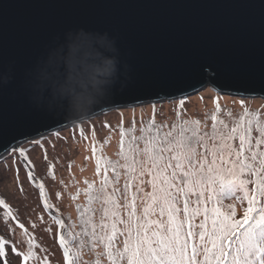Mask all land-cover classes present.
Segmentation results:
<instances>
[{
	"label": "water",
	"instance_id": "obj_1",
	"mask_svg": "<svg viewBox=\"0 0 264 264\" xmlns=\"http://www.w3.org/2000/svg\"><path fill=\"white\" fill-rule=\"evenodd\" d=\"M207 85L264 98V0H0V91L39 113L13 147Z\"/></svg>",
	"mask_w": 264,
	"mask_h": 264
},
{
	"label": "snow or ice",
	"instance_id": "obj_2",
	"mask_svg": "<svg viewBox=\"0 0 264 264\" xmlns=\"http://www.w3.org/2000/svg\"><path fill=\"white\" fill-rule=\"evenodd\" d=\"M217 112L207 116L210 131L183 113L171 125H158L155 111L139 135L135 121L121 130L118 155L124 162L97 161V175L103 161L98 195L91 194L94 182L85 181L89 204L101 207L78 209L87 217L82 232H68L57 222L62 264H89L85 249L94 256L91 264H264V117L245 110L229 126ZM38 115L0 91V147L24 155L13 147L14 132ZM118 169L125 177L122 189ZM0 205L8 207L3 199ZM13 258L19 264L37 260L33 241L22 251L0 235V264H12ZM41 264L50 261L45 257Z\"/></svg>",
	"mask_w": 264,
	"mask_h": 264
},
{
	"label": "rangeland",
	"instance_id": "obj_3",
	"mask_svg": "<svg viewBox=\"0 0 264 264\" xmlns=\"http://www.w3.org/2000/svg\"><path fill=\"white\" fill-rule=\"evenodd\" d=\"M241 101L243 107H254L264 115L263 97L221 92L207 85L180 97L116 106L21 141L17 147L23 149L24 155L9 150L0 157V199L8 205L7 208L0 205V235L12 240L22 251L31 239L37 260L30 264H41L45 257L50 264H62V253L56 244L57 228L46 217L36 181L45 186L51 204L75 217V204L84 202L87 197L85 181L95 183L102 178L103 161L101 175H97V161L105 157L112 162H124L118 155L121 140L118 126L126 127L133 121L135 125L142 126V122L147 125L153 111L158 125L169 124L177 113H183L185 119L195 118L209 124L206 117L209 109L219 103L235 112L243 108ZM118 170L120 180L124 181L123 169ZM30 174L35 183L29 178ZM111 174L109 170L108 175ZM144 188L151 191L147 184ZM139 207L142 205L138 204ZM12 264H19L18 258H13Z\"/></svg>",
	"mask_w": 264,
	"mask_h": 264
},
{
	"label": "trees",
	"instance_id": "obj_4",
	"mask_svg": "<svg viewBox=\"0 0 264 264\" xmlns=\"http://www.w3.org/2000/svg\"><path fill=\"white\" fill-rule=\"evenodd\" d=\"M217 109H219V112H217ZM245 110H248L250 112H257L258 109L254 108V107H251V108L243 107L241 109H237V111H235V112H232L229 107L227 108V105H225V104H220L219 105V103H218L215 108L208 110L209 112H207L206 117L208 115L214 113V112H217L218 116L221 119H223L226 123H228L229 126H231L233 124V122L235 120H237L239 118V116ZM229 113H231V115H228ZM178 114H180V113H177L176 117L169 122V125H171L173 122H175L177 120ZM261 116L264 117L263 114ZM142 124H143L142 126H145V124L143 122H142ZM211 124H212L211 120H210L209 124H206L209 131L211 130ZM132 126H133V122H131L126 127H124L123 125L122 126H118L117 134H119L121 132V130L127 131V130L131 129ZM142 126L141 125H135V127L137 129L136 135L139 132L140 127H142ZM253 135H256V133L254 132ZM125 139H127V137H125ZM237 144H238V141H237ZM119 149H120V144H119ZM109 177L111 178L112 174L109 175ZM31 181L33 183H35L36 180L35 179H31ZM124 183H125V179H124V181L120 180V183H119V185H117V187H120L122 189ZM36 184H37V187L39 188L40 184H38L37 181H36ZM94 184H95V188L91 190V194L92 195H98V193L96 192V189H98L100 187L101 180L95 182ZM111 187H112V184L110 183L109 184V191H111ZM88 192H89V189L87 190V197H86V200L84 202H78V203L75 204V217L74 216L72 217L68 213H65V212L62 213L56 206H54L53 204L50 203V201H49L50 199L47 196L48 195L47 190H46V188L44 186V195L41 198V200H42V202L45 205H42V207H43V209H44V211L46 213V217L49 219L50 222L53 223L54 226H56L58 235H59V232L61 230L60 225L57 223L58 221H62V220L64 221V222L62 221L63 225H64V229H66L68 232H82L87 226L82 225L81 220L82 219H86L87 217L86 216L82 217L79 210L86 209L87 207H92V208H95V209H99L101 207V204L99 202H95L94 201L91 204H89ZM226 202L230 203L231 201L230 200H225L224 203L227 204ZM240 214L242 215V212ZM60 215H62V218H60ZM99 216H100V213H99V211H97V213H96V220L97 221L99 220ZM56 244H57V247L59 248L60 252L62 253L61 248L59 246L58 240H56ZM93 259H94L93 254L89 253L87 251V249H85L84 254H83V260L87 261V262H89V264H91V261Z\"/></svg>",
	"mask_w": 264,
	"mask_h": 264
}]
</instances>
